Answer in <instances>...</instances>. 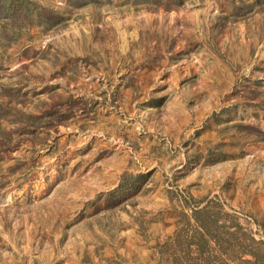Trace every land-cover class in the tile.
Segmentation results:
<instances>
[{"label": "rangeland", "instance_id": "1", "mask_svg": "<svg viewBox=\"0 0 264 264\" xmlns=\"http://www.w3.org/2000/svg\"><path fill=\"white\" fill-rule=\"evenodd\" d=\"M174 1L0 0V264H264V0Z\"/></svg>", "mask_w": 264, "mask_h": 264}, {"label": "trees", "instance_id": "2", "mask_svg": "<svg viewBox=\"0 0 264 264\" xmlns=\"http://www.w3.org/2000/svg\"><path fill=\"white\" fill-rule=\"evenodd\" d=\"M175 3L174 4H181V3H183L184 2V0H179V1H174ZM205 210V209H204ZM204 210H202V211H200V213L201 214H203L204 213ZM206 227H204V225H202L201 226V232H198V235H201V237H205V235H206V233H207V231L206 230H204ZM197 245H198V243H196ZM187 250H189V249H187ZM255 255L254 254H252V257H254ZM255 258V257H254ZM246 263V262H245ZM208 264H211V263H208ZM247 264H252V262H250V261H248L247 262Z\"/></svg>", "mask_w": 264, "mask_h": 264}]
</instances>
